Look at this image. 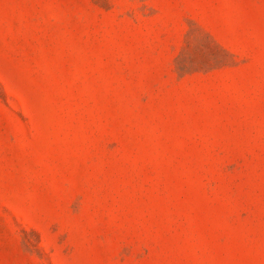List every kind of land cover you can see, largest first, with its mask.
<instances>
[{"label":"rangeland","instance_id":"rangeland-1","mask_svg":"<svg viewBox=\"0 0 264 264\" xmlns=\"http://www.w3.org/2000/svg\"><path fill=\"white\" fill-rule=\"evenodd\" d=\"M0 264H264V0H0Z\"/></svg>","mask_w":264,"mask_h":264}]
</instances>
